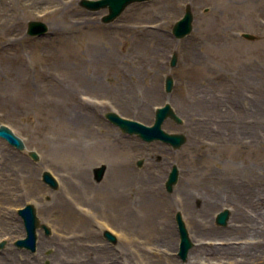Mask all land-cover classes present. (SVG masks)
I'll list each match as a JSON object with an SVG mask.
<instances>
[{
  "label": "rangeland",
  "instance_id": "1",
  "mask_svg": "<svg viewBox=\"0 0 264 264\" xmlns=\"http://www.w3.org/2000/svg\"><path fill=\"white\" fill-rule=\"evenodd\" d=\"M78 1L0 0V124L25 145L0 138V264H264V108L252 106L264 104V0H151L108 24L105 10ZM186 6L193 30L175 39ZM28 21L48 33L27 35ZM165 102L182 119L163 123L185 135L177 149L104 116L150 125ZM100 164L107 172L97 181ZM173 164L179 178L168 193ZM45 170L57 190L41 180ZM28 202L43 221L52 213V233H38L35 251L12 244ZM224 208L229 221L218 226ZM177 211L194 243L185 261L176 255Z\"/></svg>",
  "mask_w": 264,
  "mask_h": 264
},
{
  "label": "water",
  "instance_id": "2",
  "mask_svg": "<svg viewBox=\"0 0 264 264\" xmlns=\"http://www.w3.org/2000/svg\"><path fill=\"white\" fill-rule=\"evenodd\" d=\"M150 0H80L79 5L91 12H97L101 9H107V14L101 18L102 23H111L117 19L120 14L126 9L127 6L133 3L146 2ZM194 16L190 6H187L184 11V15L176 21L171 29L172 35L176 39H182L188 36L193 29ZM48 31V26L41 21H29L27 24V34L30 36H42ZM248 39H254L252 35L247 33L242 34ZM178 54L173 52L169 67L174 68L177 65ZM174 85L173 77L168 74L165 77L164 88L166 93L172 91ZM105 118L113 125L118 126L123 133L136 135L141 140L151 143L153 141H160L169 144L173 149L181 147L186 142V137L182 133H169L162 129V124L166 119H171L177 124H182V119L174 112L173 108L169 103H165L163 106L156 108L154 115V122L152 125L147 126L137 121L125 119L114 112H108L105 114ZM0 138L5 139L10 145L14 146L18 150H24L25 145L23 141L17 137L7 126L0 125ZM28 155L34 160H38L37 153L35 151H28ZM138 166H141V161L137 162ZM105 165H101L94 168L95 179L100 181L103 175ZM42 181L54 190L58 188V182L48 171L42 172ZM178 181V168L173 165L169 172L167 179L164 183L165 190L168 193L173 191L175 184ZM229 210L223 209L216 214L215 222L219 226H226L229 219ZM18 215L21 217L25 236L24 238L17 239L14 241V245L21 249H29L31 251L36 250V231L38 228H44L45 233L49 234L50 230L46 225L40 223L36 216V209L33 204H26L24 207L18 210ZM175 222L179 234V249L178 255L182 260H186L188 252L193 246V243L189 237L185 223L182 218L180 211L175 213ZM104 237L111 242H116L115 236L105 230L103 233ZM5 245V241L0 243V248Z\"/></svg>",
  "mask_w": 264,
  "mask_h": 264
},
{
  "label": "flooded vegetation",
  "instance_id": "3",
  "mask_svg": "<svg viewBox=\"0 0 264 264\" xmlns=\"http://www.w3.org/2000/svg\"><path fill=\"white\" fill-rule=\"evenodd\" d=\"M254 105H257L256 106V109H262V108H264L263 106H264V104H263V101L262 100H260V98L258 99L257 98V100H255L254 101V103H253ZM107 172V167H106V170H105V173ZM104 173V174H105ZM51 217H52V213H50V211H45V213H44V220H46L45 222H47V220L49 221L50 219H51ZM41 232V231H40ZM43 232V231H42ZM44 234V233H43Z\"/></svg>",
  "mask_w": 264,
  "mask_h": 264
},
{
  "label": "bare ground",
  "instance_id": "4",
  "mask_svg": "<svg viewBox=\"0 0 264 264\" xmlns=\"http://www.w3.org/2000/svg\"><path fill=\"white\" fill-rule=\"evenodd\" d=\"M252 106H255L254 104H252Z\"/></svg>",
  "mask_w": 264,
  "mask_h": 264
}]
</instances>
